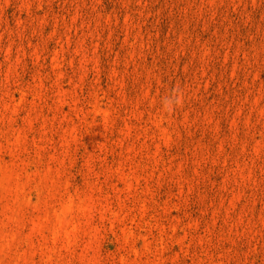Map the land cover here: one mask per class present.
<instances>
[{"label": "rangeland", "instance_id": "obj_1", "mask_svg": "<svg viewBox=\"0 0 264 264\" xmlns=\"http://www.w3.org/2000/svg\"><path fill=\"white\" fill-rule=\"evenodd\" d=\"M0 264H264V0H0Z\"/></svg>", "mask_w": 264, "mask_h": 264}]
</instances>
